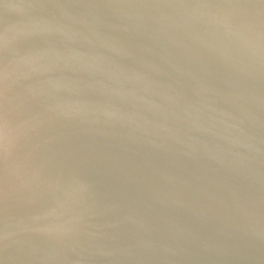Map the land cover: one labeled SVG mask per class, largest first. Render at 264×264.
Masks as SVG:
<instances>
[{
	"label": "water",
	"instance_id": "1",
	"mask_svg": "<svg viewBox=\"0 0 264 264\" xmlns=\"http://www.w3.org/2000/svg\"><path fill=\"white\" fill-rule=\"evenodd\" d=\"M0 264H264V0H0Z\"/></svg>",
	"mask_w": 264,
	"mask_h": 264
}]
</instances>
